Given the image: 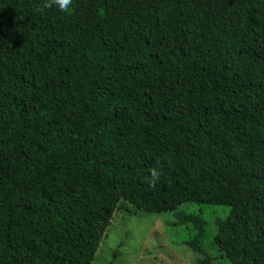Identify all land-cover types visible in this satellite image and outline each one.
Returning <instances> with one entry per match:
<instances>
[{"label": "trees", "instance_id": "1", "mask_svg": "<svg viewBox=\"0 0 264 264\" xmlns=\"http://www.w3.org/2000/svg\"><path fill=\"white\" fill-rule=\"evenodd\" d=\"M121 201L264 264V0H0V264H93Z\"/></svg>", "mask_w": 264, "mask_h": 264}, {"label": "rangeland", "instance_id": "2", "mask_svg": "<svg viewBox=\"0 0 264 264\" xmlns=\"http://www.w3.org/2000/svg\"><path fill=\"white\" fill-rule=\"evenodd\" d=\"M180 210L200 213L206 219L210 234L216 233L215 220L224 217V209L185 205ZM173 213L150 214L136 210L125 201L119 202L112 212L101 245L93 264H195L196 254L177 243L186 228L171 227ZM207 239H204L206 241ZM212 251L210 239L207 241ZM212 256L215 253L212 252ZM213 264H231L217 260Z\"/></svg>", "mask_w": 264, "mask_h": 264}, {"label": "clouds", "instance_id": "3", "mask_svg": "<svg viewBox=\"0 0 264 264\" xmlns=\"http://www.w3.org/2000/svg\"><path fill=\"white\" fill-rule=\"evenodd\" d=\"M54 2L62 11H66L71 4V0H54Z\"/></svg>", "mask_w": 264, "mask_h": 264}]
</instances>
